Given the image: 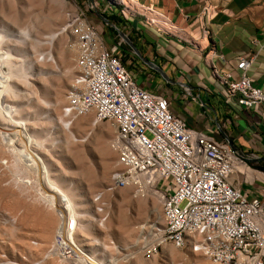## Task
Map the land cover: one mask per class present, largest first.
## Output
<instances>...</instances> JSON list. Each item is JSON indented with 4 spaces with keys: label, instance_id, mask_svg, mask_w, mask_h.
Here are the masks:
<instances>
[{
    "label": "built area",
    "instance_id": "1",
    "mask_svg": "<svg viewBox=\"0 0 264 264\" xmlns=\"http://www.w3.org/2000/svg\"><path fill=\"white\" fill-rule=\"evenodd\" d=\"M74 19L76 74L63 115L74 121L93 114L96 123L107 121L116 129L111 141L116 165L110 181L91 197L89 220L106 225L111 201L123 188L139 198L152 193L161 222L149 223L132 255L156 256L172 245L200 253L211 264H264V194L249 198L231 182L236 166L243 164L239 152L226 138L190 125L173 110L166 93L138 83L120 55L121 43L107 46L88 15L78 13ZM251 64L252 59L240 58L229 71L212 64V73L226 102L264 110V90L253 83ZM52 188L38 192L61 218L51 256L83 264L87 257L72 242L78 216L67 209L64 196L48 201Z\"/></svg>",
    "mask_w": 264,
    "mask_h": 264
},
{
    "label": "rangeland",
    "instance_id": "2",
    "mask_svg": "<svg viewBox=\"0 0 264 264\" xmlns=\"http://www.w3.org/2000/svg\"><path fill=\"white\" fill-rule=\"evenodd\" d=\"M89 9L82 0H0V46L8 51L6 64L0 62L5 69L1 83H8H0V98L16 108L9 117L0 103V264H72L49 256L60 220L38 192L52 182L68 195L79 218L77 237L91 256L83 264H211L202 254L172 245V252L132 255L149 223L161 222L153 194L139 198L123 188L111 201L106 225L89 220L91 197L110 181L117 159L111 147L116 129L109 122L96 123L89 114L85 123L80 116L70 129L64 125L69 120L63 107L76 74L71 21L82 12L95 20ZM0 58L5 59L3 53ZM101 125L108 126L103 138L97 134ZM2 131L14 145L3 142ZM32 152L46 159L51 182L47 171L34 165ZM43 220L54 227L43 230Z\"/></svg>",
    "mask_w": 264,
    "mask_h": 264
},
{
    "label": "crops",
    "instance_id": "3",
    "mask_svg": "<svg viewBox=\"0 0 264 264\" xmlns=\"http://www.w3.org/2000/svg\"><path fill=\"white\" fill-rule=\"evenodd\" d=\"M82 1L95 12L105 44L121 43L138 83L166 93L190 125L239 152L243 164L231 182L249 198L264 194V110L226 102L212 73V64L229 71L250 58L248 73L264 90V0Z\"/></svg>",
    "mask_w": 264,
    "mask_h": 264
},
{
    "label": "bare ground",
    "instance_id": "4",
    "mask_svg": "<svg viewBox=\"0 0 264 264\" xmlns=\"http://www.w3.org/2000/svg\"><path fill=\"white\" fill-rule=\"evenodd\" d=\"M74 30H75V27H74ZM73 49H74V51H75V54L77 53L78 54V46H77V43H75V45H73ZM0 53L2 54H4V58L5 59H2L1 60V58H0V62H2V64H6V61H7V56H8V51H6V50H3L2 49V47L0 46ZM76 57H77V55H76ZM77 59V58H76ZM4 72H5V69H4V67L2 66V65H0V78L2 79L3 78V74H4ZM0 79V83L1 82H3L2 80ZM2 84V83H1ZM6 84H8V83H6ZM6 84H2L3 86H5ZM4 101L5 100H2L1 98H0V103H3L4 104V107H5V113H6V115H9V117L11 116L10 114L11 113H13V112H15L16 111V108H14V106L12 105V104H10V103H8V102H5L4 103ZM13 118V117H12ZM89 120V114H86V115H83L81 118H80V121L82 122V123H85L86 121H88ZM22 123H24L25 124V122H21V124ZM72 124H73V122L72 121H66L65 123H64V125L66 126V127H68L69 129L71 128V126H72ZM20 127H22V126H20ZM108 128V126H105V125H101V127L100 128H98L97 127V134L98 135H100V137H102L103 138V136L105 135V133H103L104 131H105V129H107ZM24 131H26L27 132V134H28V136H29V139H31L30 137H33L31 134H29V132H28V130H27V126H26V124H25V126H24ZM99 129V130H98ZM6 131V130H5ZM2 134H1V137H2V140H3V142H5L6 144H8V145H11V144H13L14 145V143H12L11 142V138L9 137V134H7L6 132H4V131H2L1 132ZM9 133V132H8ZM12 134V133H11ZM26 134V133H25ZM115 136H116V134H115ZM114 136V137H115ZM24 137V136H23ZM28 138V137H27ZM26 139V138H25ZM28 140V139H27ZM26 140V141H27ZM31 142V141H30ZM33 142V141H32ZM28 143H29V140H28ZM16 144V143H15ZM12 148V147H11ZM13 150V149H12ZM22 154V153H21ZM19 155H20V153H19ZM16 156H18L17 155V153H16ZM31 158H32V160H33V163L35 162L36 164H38L39 165V168L41 167L42 169H44L45 171H47L46 173H48V174H46L48 177H49V174H50V168H49V165H48V163H47V161H46V159L41 155V154H39L38 152H32L31 153ZM19 157H21V156H19ZM19 157H17V158H19ZM18 160H21V161H23L24 159H18ZM25 161V160H24ZM2 162H5V161H2ZM9 162V161H8ZM25 163H27L28 164V161L27 162H25ZM35 163H34V165H35ZM28 166V165H27ZM29 167V166H28ZM37 166H35V168H36ZM237 167V169H240V163L236 166ZM35 168H34V166H33V170H35ZM38 169V168H37ZM39 170V169H38ZM40 171V170H39ZM37 173L39 174V172L37 171ZM42 173V172H41ZM44 174V173H43ZM106 174H108V172L106 173ZM42 175V174H41ZM45 175V174H44ZM44 175H43V177H44ZM47 176H45L46 178H48ZM49 179V182H51V179H50V177L48 178ZM25 180V182L24 183H26V181L28 180H26V179H24ZM30 180V179H29ZM45 180V179H44ZM28 183H30V182H28ZM31 184V183H30ZM53 182H52V187H53ZM56 188H58V187H56ZM55 187H53L52 189H53V193H51V194H48L49 195V199H48V201H50V203H51V201H52V198L54 197L55 199H60L62 196H64L65 198H66V200H67V209L69 210V211H72L73 213H74V215L76 214L77 215V213H76V211H75V208H74V206H73V203L71 202V200H70V198L68 197V195L63 191V190H61L60 188L59 189H56ZM56 189V190H55ZM60 192V193H59ZM152 194V193H151ZM135 196V195H134ZM129 200V199H128ZM58 216H59V214H58ZM59 220L61 221V218H60V216H59ZM60 221H59V225H58V229H57V233H58V231H59V228H60ZM53 221H49V220H43V223H42V226H43V230H47L49 227L51 228V227H54L53 226ZM152 223H158L157 221H152ZM78 224H79V218H78ZM78 224H77V227H78ZM144 228V227H143ZM57 233H56V235H57ZM78 234H77V229L72 233V242L75 244V246L78 248V250H79V252H80V254L81 255H84V256H86L87 258L90 256V255H88L85 251H84V249H83V247H81V245H80V242H79V240H78ZM141 237H142V234H141ZM136 244H138V242L136 243ZM164 248H166L165 250H167V252H172L173 250H172V248L171 247H169V245L168 246H165ZM85 253V254H84ZM196 254H197V252H195ZM200 254V253H199ZM49 256H51V248H50V250H49ZM52 257V256H51ZM54 257H56V256H54ZM53 257V258H54ZM189 258H191L192 259V256H188ZM57 258V257H56ZM90 258H91V256H90ZM198 259V258H197ZM91 260V259H90ZM86 261L87 260H85V263H86ZM89 261V260H88ZM94 261V260H93ZM89 264V263H88ZM92 264H96L95 262H93Z\"/></svg>",
    "mask_w": 264,
    "mask_h": 264
}]
</instances>
